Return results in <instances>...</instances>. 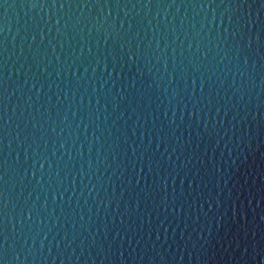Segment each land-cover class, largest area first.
<instances>
[{
	"label": "water",
	"instance_id": "1",
	"mask_svg": "<svg viewBox=\"0 0 264 264\" xmlns=\"http://www.w3.org/2000/svg\"><path fill=\"white\" fill-rule=\"evenodd\" d=\"M0 264H264V0H0Z\"/></svg>",
	"mask_w": 264,
	"mask_h": 264
}]
</instances>
